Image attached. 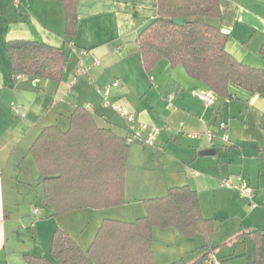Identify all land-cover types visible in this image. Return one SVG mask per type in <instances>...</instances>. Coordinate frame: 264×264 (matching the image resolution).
<instances>
[{"label":"crops","instance_id":"crops-1","mask_svg":"<svg viewBox=\"0 0 264 264\" xmlns=\"http://www.w3.org/2000/svg\"><path fill=\"white\" fill-rule=\"evenodd\" d=\"M220 8L221 17L206 22L227 32V52L246 66L264 70V0H220ZM78 14L77 36L66 43L61 1L0 0V252L5 253L0 264H27L25 255L50 259L57 228L87 252L104 220L135 222L146 216L144 200L182 186L197 191L202 214L215 220L216 230L209 237L187 238L175 228H155L156 264L191 263L207 252L212 255L199 264H254L249 233L264 229V94L231 85L233 98L216 97L217 105L211 108L198 97L211 93L209 88L182 67L164 60L146 73L136 38L157 18V0H78ZM15 40L64 49L65 80L15 79L7 51V43ZM83 67L89 73L79 76ZM74 77L78 79L71 85ZM115 81L120 86L113 99L139 121L162 129L156 146H131L123 206L55 217L30 148L45 127L67 130L78 106L91 105L97 125L123 137L124 123L103 108L98 93ZM168 96L175 98L174 109L165 101ZM220 121L227 123L228 142L217 128ZM209 129L215 132L213 142L190 137ZM212 149L214 156L202 155ZM239 176L253 188L251 199L221 186V179Z\"/></svg>","mask_w":264,"mask_h":264},{"label":"trees","instance_id":"trees-1","mask_svg":"<svg viewBox=\"0 0 264 264\" xmlns=\"http://www.w3.org/2000/svg\"><path fill=\"white\" fill-rule=\"evenodd\" d=\"M59 1L65 13L66 43H70L78 33V0ZM157 5V18L136 38L146 73L166 60L204 83L218 99L233 98L231 85L253 95L264 94V70L235 60L226 50L227 35L206 22L207 18L221 17L220 0H157ZM179 19L185 24L174 22ZM7 51L15 79L65 80L64 49L15 40L7 43ZM260 51L264 56V43ZM131 146L125 135L99 127L84 106L75 108L67 130L43 128L29 153L39 168L44 198L54 216L123 206ZM143 204L146 216L135 222L104 220L87 252L57 228L50 259L25 255L24 260L27 264H156L152 248L155 228H175L187 238L198 234L209 237L216 230L215 220L203 216L198 193L189 186L171 188L166 196L146 199ZM249 236L255 245L254 264H264V229ZM211 255L207 252L194 262L181 264H199Z\"/></svg>","mask_w":264,"mask_h":264},{"label":"built area","instance_id":"built-area-1","mask_svg":"<svg viewBox=\"0 0 264 264\" xmlns=\"http://www.w3.org/2000/svg\"><path fill=\"white\" fill-rule=\"evenodd\" d=\"M89 73L88 68L83 67L79 76L87 75ZM78 77H74L71 81V85H74ZM120 82L115 81L109 85L98 90L99 96L102 101V106L106 110H110L115 113L121 121L124 123L125 139L129 145H143L147 148H155L156 141L158 136L161 133V128L155 125L145 124L137 119L135 113H132L126 109L125 106L121 104V101L113 99V91L119 88ZM199 99H201L208 107H215L217 105V98L211 93L208 94H198ZM165 101L168 104L170 109L175 108V98L173 96H168ZM87 109L90 112H94V108L91 105L87 106ZM16 115H20L19 109H14ZM220 131H223L225 134L222 137L224 142H228L227 135V123L225 121H220L217 127ZM192 139H198L205 137L210 141H215L216 136L215 132L212 129H209L204 134H191ZM195 175H198L197 172H194ZM221 186L228 189L236 190L242 197L251 199L253 196V188L245 182L242 177H237L234 181L233 179H227L221 181ZM37 212V211H35Z\"/></svg>","mask_w":264,"mask_h":264},{"label":"water","instance_id":"water-1","mask_svg":"<svg viewBox=\"0 0 264 264\" xmlns=\"http://www.w3.org/2000/svg\"><path fill=\"white\" fill-rule=\"evenodd\" d=\"M176 24L178 25H184L185 24V21L183 19H179V20H175L174 21ZM223 34H227L226 31H222ZM216 154V151L215 149H212V150H207V151H204L202 153L203 156H214ZM5 253L4 252H0V260H5V257H4Z\"/></svg>","mask_w":264,"mask_h":264},{"label":"rangeland","instance_id":"rangeland-1","mask_svg":"<svg viewBox=\"0 0 264 264\" xmlns=\"http://www.w3.org/2000/svg\"><path fill=\"white\" fill-rule=\"evenodd\" d=\"M138 147V145H132V148L133 149H135V148H137ZM227 179H229V177L228 178H224V179H221V181L222 180H227ZM233 180H236V179H233ZM240 195V194H239ZM240 197H242L241 195H240ZM244 198V197H243ZM27 208H30V206H28ZM108 216H116L117 214H116V212H109V214H107ZM95 223V222H94ZM93 228V225H91V227H90V229L86 232V235H88L90 232H91V229ZM30 233H29V237L30 238H35V240H36V242H38V239L36 238V236H35V233L33 232V231H29Z\"/></svg>","mask_w":264,"mask_h":264}]
</instances>
